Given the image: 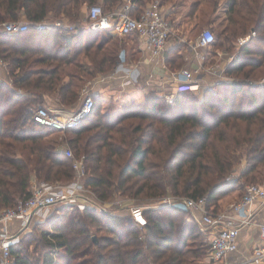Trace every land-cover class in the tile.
I'll return each instance as SVG.
<instances>
[{
    "label": "trees",
    "instance_id": "trees-1",
    "mask_svg": "<svg viewBox=\"0 0 264 264\" xmlns=\"http://www.w3.org/2000/svg\"><path fill=\"white\" fill-rule=\"evenodd\" d=\"M125 1L0 0V25L22 17L38 23L51 12H63L65 17L78 21L81 5L102 2L104 11L112 13ZM147 1L128 0L131 16L139 17ZM203 2L207 14L214 16L220 1ZM228 5V11L236 14L229 18L234 29L226 27L216 38L214 48L223 47L222 36H226L224 45L229 43L230 35L257 33L256 38L240 47L226 68L227 76L241 75V80H220L212 87H201L199 92L179 91L172 102L151 93L147 96V112L128 114L117 123L106 118L102 101L94 98L92 114L69 131L71 137L58 143L50 139L57 131L36 123L33 111L45 107V94L57 93L66 106L78 103L84 78H93L114 67V57L105 51L113 38L98 43L105 31L85 30L95 40L89 41L92 39L85 33L62 34L60 39L53 29L36 32L34 39L30 29L12 35L0 28V59L9 65L13 80L12 85L0 84V210L27 201L34 179L53 184L72 182L73 159L65 155L67 149L83 161L86 185L104 202H111L117 195L156 201L167 198L170 192L173 197L207 198V208L217 214L240 200L247 185L261 184L264 0H230ZM201 6L192 5L189 34L204 27L215 31L213 19L204 21L201 17ZM179 51L180 46L173 47L165 55L171 68H180L184 63ZM66 77L69 80L65 81ZM212 137L223 146L209 149ZM237 149L243 151L245 168L239 178L226 180L234 168L231 154ZM210 150L211 167L203 163ZM232 194L236 195L228 201L219 199ZM59 210L58 215L38 221L47 228L41 232L42 252L35 256L20 244L13 246V264H214L207 261L210 245H193L202 236L199 226L188 221L186 214L190 212L176 207H144L145 227L132 223L127 213L111 215L69 206ZM95 228L107 231L109 236L96 234L97 237L92 233ZM78 258L82 260L77 261Z\"/></svg>",
    "mask_w": 264,
    "mask_h": 264
},
{
    "label": "built area",
    "instance_id": "built-area-1",
    "mask_svg": "<svg viewBox=\"0 0 264 264\" xmlns=\"http://www.w3.org/2000/svg\"><path fill=\"white\" fill-rule=\"evenodd\" d=\"M132 6L124 5L120 11L106 13L101 6H90L84 20V29L89 31H106L111 35L124 38L136 35L141 39L155 57H160L166 50L171 35V26L165 16L163 7L158 2L150 3L139 17L131 16ZM31 24L24 21L8 22L0 28L8 34H19L29 30ZM37 30H45L41 22L35 23ZM247 39H241L246 43ZM216 42L214 32L204 29L196 39V48L207 49ZM204 60L202 55H198ZM0 64L3 62L0 60ZM202 67L182 69L172 73V84L179 91L199 92L201 86ZM264 85V79L261 81ZM172 98H169V101ZM95 108L94 97L83 91L80 106L71 112L39 107L33 111L36 123L65 133L84 122ZM68 158L73 159L74 179L67 184H52L35 181L31 197L15 208L3 210L0 214V264H13L11 248L20 243L21 234L34 221L47 218L51 209L62 204L79 210H94L111 215L127 213L129 220L139 227L147 226L144 208L133 206L128 201L104 202L86 185V168L82 160L76 159L70 149L65 151ZM260 202L264 205V183L247 185L243 197L231 203L224 211L214 214L207 208V198L165 199L161 205L176 207L193 215L199 214V226L205 233L211 234L207 261L223 264L228 255L238 250V237L241 230L254 224L251 206ZM260 237L264 242V226L260 227ZM264 263V250L257 251L247 264Z\"/></svg>",
    "mask_w": 264,
    "mask_h": 264
},
{
    "label": "crops",
    "instance_id": "crops-1",
    "mask_svg": "<svg viewBox=\"0 0 264 264\" xmlns=\"http://www.w3.org/2000/svg\"><path fill=\"white\" fill-rule=\"evenodd\" d=\"M165 4L167 5V2ZM187 6L189 7H185L183 13L172 12L175 11L174 7L172 9V7L167 8V6H162L171 26V35L166 50L160 57H155L136 35L120 38L105 31L103 35L111 36L113 39H121L122 42L124 41L126 51L120 55L121 60H118L116 55H111L115 59V65L110 71L98 73L90 79L84 78L87 83L80 89L78 103L66 106L61 103L57 93L53 95L45 94V107L63 112L74 111L80 106L83 91L86 90L94 98H99L102 101V112L106 118L110 122L117 123L128 114L142 115L147 112V96L151 93H155L167 99L168 102H172L171 99L169 101V98L173 100L179 93L176 85L171 83L173 72L182 69L192 70L197 67H202V74L199 77L202 80L201 86L208 81L217 82L225 80L227 76L225 73L226 68L235 56L230 57L226 49H218L211 52V49L214 48L213 46L207 49L196 48V40L191 42L186 38V28L189 26L192 16V5ZM208 19L205 16L203 17L204 21ZM212 21L213 28L215 29V26L221 20L213 19ZM99 38L97 39L98 43L101 42ZM111 42L112 40H109L106 46L108 47ZM244 44L241 43V46ZM179 46V54L184 57V63L180 68H171L166 62L165 55L171 48ZM198 55H202L204 60H200ZM0 74L2 75L1 72ZM3 74L6 76V73ZM67 80H69V77L65 78V81ZM116 96L127 99L130 102L123 105L122 103L119 104V110L111 112L108 109L109 104H107V101ZM245 165L246 159L242 158L241 169L239 171L242 172ZM35 181L37 180L34 179L33 182ZM251 210L253 211L254 224L251 227H246L241 230L238 237V250L230 253L223 264H247L255 256L257 251L264 250V242L260 237V227L264 226V205H261L260 202L254 203L251 206ZM121 213L125 214L126 212L121 211ZM195 216L199 217V214L195 213ZM204 234H206L207 241L210 243L211 234L205 232Z\"/></svg>",
    "mask_w": 264,
    "mask_h": 264
},
{
    "label": "rangeland",
    "instance_id": "rangeland-1",
    "mask_svg": "<svg viewBox=\"0 0 264 264\" xmlns=\"http://www.w3.org/2000/svg\"><path fill=\"white\" fill-rule=\"evenodd\" d=\"M203 1L204 0H148L147 2L148 3L158 2L160 5L167 6V8L172 7V9L174 7L175 11H172V12H181V13L184 12V10H185L184 8L185 7H189L187 5H196L198 3V4L202 5L201 8L199 9L201 17L205 16L206 18H211V19H215V20L220 19L221 20V21L218 22L219 24H217V26H215L214 34H215L216 38L222 33V31L226 27L229 30L234 29V26L232 25V27H231V24L229 23L230 22L229 18L231 16L232 17L236 16V14H233V11L232 12L228 11V9H229L228 1H230V0H219L220 1L219 9L216 12V14L214 16H212V17H210L209 14H207L208 13V8L204 7V5H203L204 2ZM165 2H167V5L165 4ZM127 3H128V0H126L124 2V4H127ZM96 5L101 6L105 10L104 4L102 2L96 3ZM90 6L91 5H88V4L81 5L80 12H78V13H80L78 15L79 17L77 18L78 21L70 20V18L64 16L63 12L60 13V14L54 13V12L49 13V15L45 18V20L39 21L43 25L46 26L45 30H37L34 27L35 23L27 21V19L25 17H24V19L21 18L20 21L28 22V23L31 24V26L29 28L30 29V35H33L34 39L37 37L36 36L37 33L51 31L53 29H54L53 31L57 32L56 35L59 38H60V36H62V34L63 35H72L73 36V35H80L82 33H85L86 37H89L90 39H92V37H94V36H91V35L88 36V33L85 31L86 29H84V26H83L84 25V20L86 19L88 8ZM177 7H178V9H177ZM73 13H76V10H74ZM191 27H192L191 25H190V27H187L186 28V32H185L186 38L187 39L191 38V42L195 41V39L197 38L198 34L202 30L208 28V27H204L202 30H199L198 32H196L194 34H189L188 31L191 29ZM100 35H101V37L99 38L100 41H103V42L106 43L110 39V36H106V35H103V34H100ZM235 35H236L235 37L230 35V38L228 40V42H229L228 44H226V43L224 45L222 44L225 41V40L223 41V39L226 36H222L221 40H220V42H221L220 44L223 46L222 48H220V50L226 49L230 57H234L237 54L238 50L241 47V42H240L241 39L249 38V40H250L251 38H256L257 37V33H250V32L247 35H241V32L236 33ZM250 35H252V37ZM55 40H56V38H55ZM93 40H95V38L92 39V40H89V41H93ZM111 40H112V42L110 43V45L108 47L106 46L107 48H105V51H106V53L108 55H110V56L111 55H116L117 59L121 60L120 59V55L126 51L125 43H124V41L122 42L121 39H115L114 38V39H111ZM218 49L219 48H212L211 52L216 51ZM0 72L2 73V75L0 74V84L7 83L9 85H12L13 84V80H12V77H11L10 72H9V65L6 62H3V64H0ZM17 72L18 71H16V73ZM3 73H6V76H4ZM236 79L241 80V75L238 76L237 78L231 77V76H226V79L224 81H235ZM263 79L264 78H261L260 81H262ZM86 83H87V81H84V83L81 84L80 88H83ZM213 83H214L213 81H208L207 83L203 84L202 87H208V86L212 87ZM20 92H23L22 89L20 90ZM129 102L130 101H128L127 99L121 98L119 96L112 97L111 99H109L107 101V104H109V108L108 109H110L111 112L118 111L119 110V104L122 103V105H123V104H127ZM100 103L102 104V102H100ZM102 109H103V106H102ZM219 131H220V129H219ZM219 131L217 133H219ZM71 136H72V134L69 133V131H67L65 133L55 132L54 134H52L50 139H51V141L53 143H58V142H62L64 140H67V138L71 137ZM213 137L208 142L209 149L212 148V147L214 149L221 148L223 145L218 143L217 141H214ZM207 156H209L208 159L204 160L203 163L205 165L211 167L208 164V162L211 159V150L209 152H207ZM243 157H244L243 156V151L241 149H237V150L233 151V153L231 154V157H230V163H232L234 165V168L227 175V177L225 178L226 180L234 181L235 179L239 178V176L241 175V171H239L241 169V158H243ZM150 159H153V158L151 157ZM199 170L200 169H196V172H199ZM193 177H195V176H193ZM259 182L260 183H262V182L264 183V181H259ZM60 185H62V184H60ZM235 195L236 194H232L230 196H226V195L223 196L222 195L219 199H220V201H222V200L228 201V200H230L231 197H234ZM183 198H187V197H184V196L173 197V195H171V193L169 192L168 197L165 198V199H183ZM163 199H157L155 201L154 199H148V198H145L143 196L135 197V198H133V197H130V198L129 197H123L122 198L120 195H117L116 198H114L111 202L110 201H107V202H110V203L117 202L118 203V202H120L122 200H125V201L127 200L128 203H130L133 206H138V207H142V208H144V207L145 208L152 207V208L156 209V208H159L161 206V203L165 200V199L164 200ZM218 202L219 201H216V205H218ZM233 202H235V201H233ZM221 204H222V202H221ZM63 207H64V205L60 204L56 208L51 209V211L49 212L48 216L49 217L50 216L53 217L54 215H58V213H59L58 211H60L59 209H62ZM2 212H3V210H0V214ZM164 215L165 214H163V216ZM186 216H187L188 221L190 223H194V224L199 226V220H198V218L195 215L190 213V214H186ZM43 225L44 224H40L37 221H34L29 226V228L26 229L23 232V234H21V240H20L19 244H20V246L22 248L27 250L31 255L38 256L42 252V249H43L42 246H44V243L42 242V239H41V232L44 231V230L47 231V228L43 227ZM199 232L201 233L202 237L199 239L198 242H196V244L194 243L193 245H195V247H200V246H202V244L203 245L204 244L205 245H207V244L209 245V241H207V236H206V234H204V232L202 230H200V226H199ZM92 233H94L95 235L97 234L99 237L109 236L107 231L100 230V229H97V228L92 229ZM96 236H94V237H96ZM80 260H82V259H80V258L77 259V261H80Z\"/></svg>",
    "mask_w": 264,
    "mask_h": 264
},
{
    "label": "water",
    "instance_id": "water-1",
    "mask_svg": "<svg viewBox=\"0 0 264 264\" xmlns=\"http://www.w3.org/2000/svg\"><path fill=\"white\" fill-rule=\"evenodd\" d=\"M93 240H94L95 243H97V238L96 237H94Z\"/></svg>",
    "mask_w": 264,
    "mask_h": 264
}]
</instances>
